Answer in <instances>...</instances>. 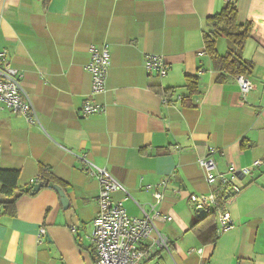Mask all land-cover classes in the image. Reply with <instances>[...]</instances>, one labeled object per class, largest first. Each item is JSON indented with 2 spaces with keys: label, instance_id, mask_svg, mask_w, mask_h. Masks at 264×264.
I'll return each instance as SVG.
<instances>
[{
  "label": "crops",
  "instance_id": "obj_1",
  "mask_svg": "<svg viewBox=\"0 0 264 264\" xmlns=\"http://www.w3.org/2000/svg\"><path fill=\"white\" fill-rule=\"evenodd\" d=\"M229 1L236 2L240 23H254L240 53L255 66L245 95L237 75L224 73L218 81L222 72L205 51L208 18ZM104 45L110 49L106 90L93 95L87 64L91 46ZM216 47L225 55L231 44L219 37ZM2 51L23 74L41 126L0 111V169L20 171L11 195L0 182V264L96 261L100 184L84 159L124 187L112 198L132 216L143 214L140 206L151 210L154 197L144 186L170 178L157 208L172 219L156 222L169 237L170 256L159 250L146 264H264V0H0ZM151 54L168 61L165 76L147 72ZM188 76L199 78L192 97ZM87 101L106 109L83 116ZM210 147L219 150L213 157L222 173L230 164L263 161L238 177L240 192L226 196L234 227L220 233L217 213L193 228L207 214L198 217L190 195L213 189L199 165ZM41 168L63 182L68 207L56 184L31 193ZM15 198V215L6 213L4 201ZM43 227L47 234L40 237ZM200 247L203 255L190 252Z\"/></svg>",
  "mask_w": 264,
  "mask_h": 264
},
{
  "label": "built area",
  "instance_id": "obj_2",
  "mask_svg": "<svg viewBox=\"0 0 264 264\" xmlns=\"http://www.w3.org/2000/svg\"><path fill=\"white\" fill-rule=\"evenodd\" d=\"M92 60L87 64V69L92 74L91 94H99L106 90L107 77L110 67V49L108 45L100 48L91 46ZM145 67L147 72L165 76L170 65L163 55L151 54L146 57ZM23 74L13 67L6 58V51L0 52V111L23 115L31 125H39V116L31 98L22 86ZM237 81L247 94L253 85L244 74L237 75ZM166 101V99H165ZM105 106L101 103L87 101L80 109L83 116L104 112ZM219 151L215 147L208 149V154L199 158V165L204 169L207 182L213 186L210 193L191 194L190 202L195 208L203 207L208 212L215 211L219 217V233L234 227V221L229 211L224 209V203L228 194L238 193L241 188L236 180L241 174H250L255 167H259L263 161L256 160L251 166L237 168L230 164L226 173L218 171L217 162L213 157ZM87 171L94 175L99 184V211L96 215L92 230L97 259L93 264H146L159 250H170L169 237L161 232L156 225L158 219L171 220V216H163L157 205L165 198V191L169 177H165L157 185L147 184L144 189L151 192L154 202L150 204L148 211L142 206L141 216L130 215L122 201H115L112 193L124 187L112 177L109 171L88 159H84ZM41 174L32 179V183H38ZM76 231V228H72ZM47 234L46 228H41L40 237ZM203 255L204 247L192 248Z\"/></svg>",
  "mask_w": 264,
  "mask_h": 264
},
{
  "label": "trees",
  "instance_id": "obj_3",
  "mask_svg": "<svg viewBox=\"0 0 264 264\" xmlns=\"http://www.w3.org/2000/svg\"><path fill=\"white\" fill-rule=\"evenodd\" d=\"M239 10L235 1H229L221 12L208 18L211 29L204 33L205 51L212 59L214 69L221 71L218 81H224L225 75H249L254 71L253 62L241 58V51L244 49L247 40L252 36L254 23L252 21L245 24L240 23L238 19ZM219 37L226 38L231 44L230 50L225 55H220L217 51V40ZM186 87L189 90V96L192 97L199 93V78L188 76L186 78ZM172 93V90L165 91V94ZM186 99V98H184ZM47 169L41 168V179L45 184H63V182L46 173ZM20 171L15 169H0L1 190L7 195H11L17 187ZM22 194V193H21ZM18 197V196H17ZM17 198L6 202V213L15 215L14 204ZM215 211L208 212L204 219L197 221L193 228L199 227L203 222L212 221L216 215ZM216 230L215 236L218 237Z\"/></svg>",
  "mask_w": 264,
  "mask_h": 264
},
{
  "label": "water",
  "instance_id": "obj_4",
  "mask_svg": "<svg viewBox=\"0 0 264 264\" xmlns=\"http://www.w3.org/2000/svg\"><path fill=\"white\" fill-rule=\"evenodd\" d=\"M48 184H43V183H36L33 188H32V191L31 193H36L37 191H39L43 186H46ZM54 189L60 194L61 198H62V201H63V204L68 207L69 206V198L67 197L65 191L63 190V188L56 184L53 186ZM196 212L198 214V217L202 218L203 216H205L207 213H208V210L203 208V207H199V208H196Z\"/></svg>",
  "mask_w": 264,
  "mask_h": 264
},
{
  "label": "rangeland",
  "instance_id": "obj_5",
  "mask_svg": "<svg viewBox=\"0 0 264 264\" xmlns=\"http://www.w3.org/2000/svg\"><path fill=\"white\" fill-rule=\"evenodd\" d=\"M165 252H167V254L170 256L169 251L167 249H165Z\"/></svg>",
  "mask_w": 264,
  "mask_h": 264
}]
</instances>
